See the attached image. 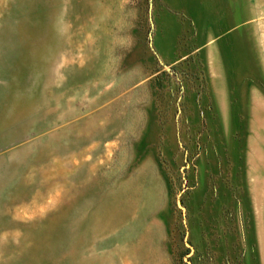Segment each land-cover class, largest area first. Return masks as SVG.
I'll return each instance as SVG.
<instances>
[{
    "label": "rangeland",
    "instance_id": "1",
    "mask_svg": "<svg viewBox=\"0 0 264 264\" xmlns=\"http://www.w3.org/2000/svg\"><path fill=\"white\" fill-rule=\"evenodd\" d=\"M89 188L54 264H264V0H0V222Z\"/></svg>",
    "mask_w": 264,
    "mask_h": 264
},
{
    "label": "bare ground",
    "instance_id": "2",
    "mask_svg": "<svg viewBox=\"0 0 264 264\" xmlns=\"http://www.w3.org/2000/svg\"><path fill=\"white\" fill-rule=\"evenodd\" d=\"M82 192L83 193L80 195V198H78L75 201V204H73V207L62 209L60 214L49 217L43 224L39 225H20L13 220L14 217L19 216L17 206L25 203L27 199L21 193L11 194L10 192L5 215L12 220L0 222V230H4L6 232L12 228L22 229L24 232V239L20 245L14 247L16 253L13 257H0V264L56 263L57 253L60 249L59 246L61 243V238L64 234V231H62L64 221L63 219H66L68 214L74 211V209L88 210L92 206L95 208L96 205H99L100 208L97 209V212H102L104 210V206L100 205V201H98L94 196L93 197L95 200L89 204H86V194L91 193L96 195L98 189L89 188L88 190H84ZM103 198H105V196H103ZM104 201L105 199H102V202ZM15 236L16 235H14V237Z\"/></svg>",
    "mask_w": 264,
    "mask_h": 264
}]
</instances>
